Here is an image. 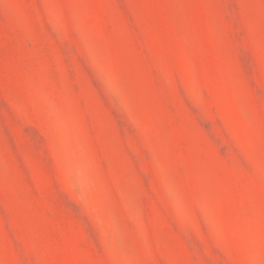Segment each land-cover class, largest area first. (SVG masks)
Segmentation results:
<instances>
[{
  "label": "rangeland",
  "instance_id": "obj_1",
  "mask_svg": "<svg viewBox=\"0 0 264 264\" xmlns=\"http://www.w3.org/2000/svg\"><path fill=\"white\" fill-rule=\"evenodd\" d=\"M0 264H264V0H0Z\"/></svg>",
  "mask_w": 264,
  "mask_h": 264
}]
</instances>
